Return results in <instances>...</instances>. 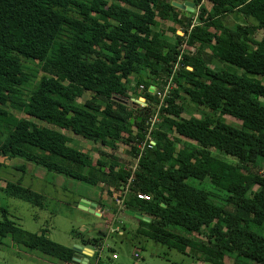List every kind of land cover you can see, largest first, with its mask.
<instances>
[{
  "label": "trees",
  "instance_id": "trees-1",
  "mask_svg": "<svg viewBox=\"0 0 264 264\" xmlns=\"http://www.w3.org/2000/svg\"><path fill=\"white\" fill-rule=\"evenodd\" d=\"M174 1L0 0V158H20L90 186L107 185L109 195L127 190L124 206L151 219L152 241L196 254L200 262L264 264V38H254L248 27L250 19L264 30V0H207L210 10L201 6L204 0H193L204 27L194 26ZM232 12L244 17L243 25L231 29L216 22ZM158 18L182 27L184 35L169 40L153 31ZM212 26L215 31L208 30ZM207 48L211 54L203 53ZM27 60L42 63L41 76L30 74ZM133 77L146 85L140 96L147 106L122 101L132 98ZM168 84L161 120L148 127L150 104H160L152 88L164 91ZM86 93L90 97L80 101ZM185 99L212 116L183 118ZM62 130L112 151L130 147L136 164L117 171V157L103 152L94 161ZM173 134L198 147L178 149L169 141ZM149 137L152 148L140 149ZM213 150L235 163L214 157ZM4 166L0 161V174ZM189 180H207L226 197L217 203L216 191ZM1 183L0 176L7 195L43 207L41 194ZM137 193L150 200H139ZM7 237L76 263L73 248L51 241L46 230L30 233L4 216L0 238ZM79 238L83 245L102 246L99 238Z\"/></svg>",
  "mask_w": 264,
  "mask_h": 264
},
{
  "label": "rangeland",
  "instance_id": "rangeland-1",
  "mask_svg": "<svg viewBox=\"0 0 264 264\" xmlns=\"http://www.w3.org/2000/svg\"><path fill=\"white\" fill-rule=\"evenodd\" d=\"M226 21V22H225ZM224 23L229 27H235L238 21L234 15L227 16ZM162 25V28L160 27ZM159 27H154V31L166 29L165 24H161ZM248 27L253 30V36L257 40L264 38V30L255 29V23L253 20L248 22ZM161 30V31H162ZM25 65L29 68L30 74H38L41 76L42 63L39 61H24ZM131 90L129 97L131 99H122L127 105L132 107H143L145 99L142 96L145 91L146 85H138L137 78L133 77L129 81ZM143 87V89L141 88ZM159 100V105H151V117L148 121L147 126L159 122L160 108L163 103V96H159V90H154ZM163 92V91H162ZM141 95V96H140ZM139 96V97H138ZM89 93H86L83 101L89 98ZM138 97V98H137ZM134 99V100H132ZM140 100L139 103L135 100ZM146 104V103H145ZM147 106V105H146ZM184 110L182 117L186 119L196 118L203 119L207 116H212V112L205 109L199 108L192 104L188 99L183 101ZM11 112L18 117H26V115L19 113L16 110L10 108ZM29 118V117H28ZM31 119L35 124L58 130L57 127L44 121H39L33 118ZM226 122L230 124L240 125L236 119L230 116H224ZM73 140V146L80 148L84 152H88L90 157L96 161L101 154L107 153L117 157L116 161L119 171L120 169H126L128 171L131 167H134L136 160L131 155L130 147L125 148L120 146L116 151L104 148L101 144H95L87 141L79 136H75L71 132L62 130ZM6 134L2 137V141L6 139ZM169 141L177 143L178 149L180 147L195 148L198 147L195 143L189 142L184 138L173 134L169 137ZM214 157L224 160L228 163H235L236 159L230 155H227L218 150L212 151ZM4 166L0 176L2 178L1 186L5 187L6 182L19 183L22 186L33 190L44 196L43 207H36L31 203L20 200L18 198L7 195L3 190H0V220H4L6 216L9 220L13 221L20 228L34 234H40L43 230H46V237L51 241L56 242L60 245L71 247L77 239L79 234L89 236V232L101 231L108 235V240L103 243L102 248L99 251L100 260L104 264H211L206 262H200L198 255H185L176 250L169 249L167 246L158 244L149 238L145 237L144 234L133 232L129 225H125L127 228L126 236L122 239L117 234H109L108 218L98 217L96 214L79 209V203L82 200H99L100 195H109L107 190L108 186H90L88 184L72 180L63 176L50 173L43 168L36 167L35 165L26 162L23 159L15 158L12 160H6L0 158ZM106 170V169H105ZM107 171V170H106ZM264 173V163H263ZM189 183L196 188L203 189L206 191L215 192L216 190L207 181L189 180ZM257 188L255 187L254 190ZM120 193H114L113 195H119ZM216 202H222V199L226 197L224 192H215ZM98 196V197H97ZM97 197V198H96ZM2 210L6 211V215L3 214ZM227 210H234L232 206H228ZM129 220V219H127ZM103 238L105 235L100 234ZM95 233L93 236H100ZM106 244V245H105ZM116 254L119 257L118 260H114L112 255ZM198 260V261H197ZM235 260L225 258L226 264H234ZM0 264H65L49 256H45L37 251H30L25 247L19 246L14 243L11 237L0 238Z\"/></svg>",
  "mask_w": 264,
  "mask_h": 264
},
{
  "label": "crops",
  "instance_id": "crops-1",
  "mask_svg": "<svg viewBox=\"0 0 264 264\" xmlns=\"http://www.w3.org/2000/svg\"><path fill=\"white\" fill-rule=\"evenodd\" d=\"M176 2V1H175ZM177 2L183 4L185 2L188 3H193V0H177ZM201 6H203L204 8H206L207 10L211 9V4L207 1L204 0L203 3L201 4ZM178 9V8H177ZM180 11L185 12V15L189 18L193 19V25L194 26H200V27H204V24L202 23H198V15L200 12V6H195L194 4V12H189L186 10H181L178 9ZM230 15H234L235 19L238 21V24L236 26L239 25H243L244 24V17L236 12H232V13H228L225 14L223 16H220L216 22H220L222 25H224L227 28H235V27H229L227 26L224 21L226 19L227 16ZM226 22V21H225ZM248 22H250V19L248 20ZM161 24H165L167 26V28L165 29H161L155 32H164L165 36L169 39L172 40L174 39L175 35H179V36H183L184 33L182 31V27L177 26L175 23H173L171 20H162L160 18L157 19V25L155 26L156 28L159 27ZM162 28V25L160 26ZM173 29L175 30L176 33L173 32ZM209 31H215V28L212 26L210 29H208ZM153 31H154V27H153ZM183 48L187 49V46L185 45ZM190 51L192 53H194L196 51L195 48H190ZM205 54H211V51L209 48H207L205 50V52H203ZM153 89L155 90V87H153ZM134 100V99H132ZM127 195L123 196V195H100L99 196V200H93V198L91 200H89L90 202H93L97 205V211L100 214L98 217H104L106 216L108 218V228H109V234H117L118 237L120 239L124 238L126 236L127 233V228L125 227V225H129L131 227L132 230H129L131 232H133V230L136 229L137 233L140 234H144L145 237L149 238V234L151 233L150 231L152 230L151 226H150V218H147L145 216H139L137 212H132L130 210H127L124 206V204L122 206L118 205L116 200L118 198H121L122 201L123 199L126 197ZM98 197V196H97ZM96 197V198H97ZM97 203H100L99 205ZM131 213H135V214H131ZM129 219V220H127ZM95 233H98V235H100L101 233L103 235H105V237L103 238L101 235L98 236H93ZM101 239V243L103 246V243H105L108 240V235H106L104 232L101 231H96V232H92V230L89 232V236H85V239ZM150 239V238H149ZM151 240V239H150ZM105 241V242H104ZM81 246L83 248H87L88 250H84L86 251V253L88 254L83 255V256H78L77 258L80 260H83L84 257L88 258V263L90 264H98L101 260H100V254L99 251L102 248L101 247H95V246H86L82 244L81 238L77 239V242H75L72 246ZM106 245V244H105ZM115 256V257H114ZM112 258L114 260H118L119 257L116 256V254L112 255ZM75 264H81L78 261H75Z\"/></svg>",
  "mask_w": 264,
  "mask_h": 264
},
{
  "label": "water",
  "instance_id": "water-1",
  "mask_svg": "<svg viewBox=\"0 0 264 264\" xmlns=\"http://www.w3.org/2000/svg\"><path fill=\"white\" fill-rule=\"evenodd\" d=\"M172 5L178 9H181V10H186V11H189L191 13L194 12V4H192V3L185 2V3L181 4L177 1L176 2L174 1V2H172ZM140 100H144V99L135 100V102L139 103ZM143 103H144V105H146L145 102H143ZM163 207H166V205H163ZM79 209L86 211V212H89L91 214H96L98 216L100 215L97 211V205L93 202L88 201V200H82L79 203ZM131 214H135V213H131ZM138 215L141 217L143 216L141 214H138ZM73 250L75 251L74 261H78L81 264H87V262H88L87 257H84L83 260H80L77 257L83 256V255L87 256L88 254L84 250L89 251V249L76 245V246H74Z\"/></svg>",
  "mask_w": 264,
  "mask_h": 264
},
{
  "label": "built area",
  "instance_id": "built-area-1",
  "mask_svg": "<svg viewBox=\"0 0 264 264\" xmlns=\"http://www.w3.org/2000/svg\"><path fill=\"white\" fill-rule=\"evenodd\" d=\"M141 88L143 89V87H141ZM169 90H170V85L168 84L163 92L162 91L159 92V96H161V97L163 96V98H164ZM153 145H154V143H153L152 139L149 137V141L147 143H144L143 145L139 146V148L143 150L144 147L147 146L149 149H151ZM127 192L128 191L126 190L124 192H121L119 195L125 196L127 194ZM137 198L139 200H142V201H148V200H150V197L147 194H143V193H137ZM124 199L122 201L121 198H118L116 200L117 204L120 205V206H122L124 204Z\"/></svg>",
  "mask_w": 264,
  "mask_h": 264
}]
</instances>
